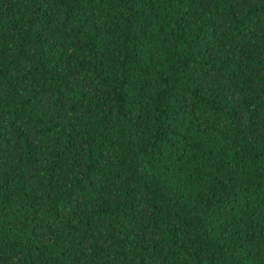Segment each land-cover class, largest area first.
I'll use <instances>...</instances> for the list:
<instances>
[{
	"label": "trees",
	"instance_id": "1",
	"mask_svg": "<svg viewBox=\"0 0 264 264\" xmlns=\"http://www.w3.org/2000/svg\"><path fill=\"white\" fill-rule=\"evenodd\" d=\"M0 264H264V0H0Z\"/></svg>",
	"mask_w": 264,
	"mask_h": 264
}]
</instances>
